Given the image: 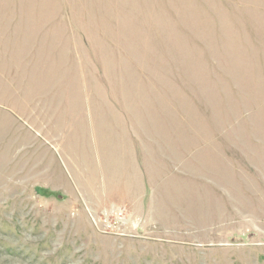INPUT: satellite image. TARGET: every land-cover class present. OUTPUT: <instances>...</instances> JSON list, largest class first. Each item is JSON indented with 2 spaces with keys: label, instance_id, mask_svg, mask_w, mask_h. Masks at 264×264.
I'll list each match as a JSON object with an SVG mask.
<instances>
[{
  "label": "rangeland",
  "instance_id": "374dc122",
  "mask_svg": "<svg viewBox=\"0 0 264 264\" xmlns=\"http://www.w3.org/2000/svg\"><path fill=\"white\" fill-rule=\"evenodd\" d=\"M0 264H264V0H0Z\"/></svg>",
  "mask_w": 264,
  "mask_h": 264
},
{
  "label": "crops",
  "instance_id": "0c3cea01",
  "mask_svg": "<svg viewBox=\"0 0 264 264\" xmlns=\"http://www.w3.org/2000/svg\"><path fill=\"white\" fill-rule=\"evenodd\" d=\"M167 144V143H166ZM164 147H166V145L164 146ZM170 152H173V153H171L170 154V156L172 155V154H174V150H170ZM176 153H177V150H176ZM166 154V153H165ZM181 161V160H180ZM143 177H144V175H142Z\"/></svg>",
  "mask_w": 264,
  "mask_h": 264
}]
</instances>
